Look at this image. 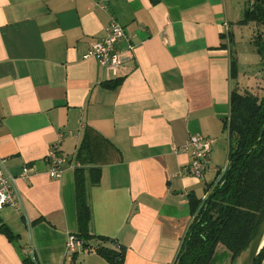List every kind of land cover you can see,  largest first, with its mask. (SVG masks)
<instances>
[{"label": "crops", "instance_id": "1", "mask_svg": "<svg viewBox=\"0 0 264 264\" xmlns=\"http://www.w3.org/2000/svg\"><path fill=\"white\" fill-rule=\"evenodd\" d=\"M233 3L0 0V160L17 196V206L0 211L17 236L0 233V264L25 256L67 264L66 241L77 232L74 157L86 127L115 148L99 157V182L86 183L90 233L125 247L123 264H173L192 221L188 194L203 199L214 181L217 139L228 150L223 121L245 76L237 65L231 77L230 60L248 2ZM111 21L125 32L116 73L83 59ZM194 134L215 139L200 179L187 174L190 155L179 151ZM59 136L68 163L53 179L45 157ZM25 166L28 179L20 178ZM77 260L108 264L95 253Z\"/></svg>", "mask_w": 264, "mask_h": 264}, {"label": "trees", "instance_id": "2", "mask_svg": "<svg viewBox=\"0 0 264 264\" xmlns=\"http://www.w3.org/2000/svg\"><path fill=\"white\" fill-rule=\"evenodd\" d=\"M240 25L264 26V0H247ZM229 36V35H228ZM225 39L224 35H221ZM229 40L231 38L229 36ZM254 48L264 68V38L256 33ZM221 48H225L224 45ZM230 74L237 78V62L230 60ZM264 74V73H263ZM115 88L116 83L104 84ZM235 86L230 93L229 115L223 121L228 134V165L220 181L206 185L204 199L188 194L192 221L173 264H219L234 256L246 243L255 220L264 207V89L257 96ZM115 148L94 130L86 127L75 153L78 166L74 170L77 232L81 242L79 252L95 253L108 264H123L125 247L113 239L90 233L91 211L87 200L86 183L96 185L100 180V155ZM0 233L8 241L17 236L0 219ZM221 246L224 251L217 253ZM67 264H81L78 253ZM23 264H34L25 256ZM254 264H264V248Z\"/></svg>", "mask_w": 264, "mask_h": 264}, {"label": "built area", "instance_id": "3", "mask_svg": "<svg viewBox=\"0 0 264 264\" xmlns=\"http://www.w3.org/2000/svg\"><path fill=\"white\" fill-rule=\"evenodd\" d=\"M122 40H125L123 28L116 22L111 21L104 29L103 36L90 46L83 55V59H95L101 67L116 73L126 61V57L118 49V44ZM60 141L61 136H59L57 145L50 147L45 157V161L49 167L48 176L53 179H57L62 175L63 168L68 163V158L58 150V143ZM214 143L215 139L213 138L205 137L201 134H194L179 149L180 152L189 153L190 155V162L187 168L188 175L197 179L203 177L204 172L211 164L210 153ZM3 164L4 161L0 160V211L4 207L17 206L16 177L9 174ZM225 170L215 167V183L220 181ZM33 174L32 169L25 166L22 169L20 178L28 179ZM80 249L81 242L74 235H69L65 245L66 256L69 258L73 253L79 252Z\"/></svg>", "mask_w": 264, "mask_h": 264}, {"label": "rangeland", "instance_id": "4", "mask_svg": "<svg viewBox=\"0 0 264 264\" xmlns=\"http://www.w3.org/2000/svg\"><path fill=\"white\" fill-rule=\"evenodd\" d=\"M246 1L247 0H234L233 5L235 6L238 5L237 8H239L242 7L243 3ZM246 7L247 5H245L244 9ZM237 25L240 26V29H236L235 31L236 43L235 46L233 47V52L236 55L235 58L239 70L241 71V73L244 72L245 75L244 79H242L243 82L241 83L240 89L250 92L254 95L260 96L262 95L264 89V74H263L264 68L263 66H261V64H259L260 58L254 48L253 40L255 39V35L257 32L262 34L264 38V26L256 27L255 25L252 26L240 25V24ZM237 30H240V32ZM215 144H216V148L214 147V151L212 152L213 158L216 160V162L219 163L218 168L225 170L227 168L228 161H227V148L224 144V140L217 139V143ZM215 176L216 175L214 174L212 180H215L214 179ZM210 177L211 175L209 174V179ZM223 251L224 249L221 246H219L217 249V253H221ZM219 264H231L229 257H227L223 262Z\"/></svg>", "mask_w": 264, "mask_h": 264}, {"label": "water", "instance_id": "5", "mask_svg": "<svg viewBox=\"0 0 264 264\" xmlns=\"http://www.w3.org/2000/svg\"><path fill=\"white\" fill-rule=\"evenodd\" d=\"M264 248V207L252 226L246 243L234 256L231 264H254L256 257Z\"/></svg>", "mask_w": 264, "mask_h": 264}]
</instances>
